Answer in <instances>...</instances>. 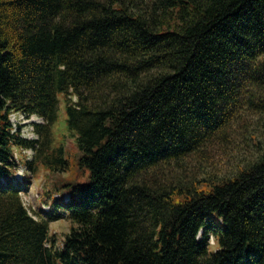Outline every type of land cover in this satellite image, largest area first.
<instances>
[{
  "label": "trees",
  "instance_id": "1",
  "mask_svg": "<svg viewBox=\"0 0 264 264\" xmlns=\"http://www.w3.org/2000/svg\"><path fill=\"white\" fill-rule=\"evenodd\" d=\"M62 100L84 180L34 215L31 173L70 168ZM261 126L264 0H0V264H264ZM234 136L254 149L231 173L191 174Z\"/></svg>",
  "mask_w": 264,
  "mask_h": 264
},
{
  "label": "rangeland",
  "instance_id": "2",
  "mask_svg": "<svg viewBox=\"0 0 264 264\" xmlns=\"http://www.w3.org/2000/svg\"><path fill=\"white\" fill-rule=\"evenodd\" d=\"M66 110L64 101L61 102L59 118L55 123L54 130V139L56 145L63 143L65 145V150L70 159V168L67 172H51L47 169H43L41 166L38 168L37 172L31 173V183L27 192L22 193L23 201L25 205L29 208L32 214L35 215V212L43 213L44 211L53 210V197L56 194H61L60 191H52L48 196L46 192L48 190H53V182L56 180H64L73 182L76 180L82 181L83 176L80 175L82 169L78 164L77 159L79 158L81 152L77 147L76 140L74 136L71 134V131L67 128L66 122ZM28 121L27 123H23L22 128L29 129L32 125L30 123L33 122H45L44 118L32 115L30 117H26L25 119ZM261 129H264V126H261ZM39 136V135H38ZM40 138V136H39ZM242 141V136L233 137L228 142L218 144L211 152L208 162L197 163V165H193L191 167L193 174L195 177H203L206 176L204 171H210L212 174H220L227 175L231 173L236 167V162L242 157L245 152L248 150H253V146H249L247 143ZM244 145V146H243ZM18 154H20V159L24 156H21V151L17 150ZM25 168V167H24ZM204 169V170H203ZM189 172V173H190ZM26 173V170L22 167L19 169L17 173L18 179H22L23 175ZM82 176V177H81ZM63 193V192H62ZM70 194L66 193L65 198H69ZM72 222L64 215L62 218L52 221L50 223V236L56 235L57 237V246H61L62 240L65 234L70 230ZM211 248L215 249L217 247L216 241L211 238ZM48 244V243H47Z\"/></svg>",
  "mask_w": 264,
  "mask_h": 264
},
{
  "label": "built area",
  "instance_id": "3",
  "mask_svg": "<svg viewBox=\"0 0 264 264\" xmlns=\"http://www.w3.org/2000/svg\"><path fill=\"white\" fill-rule=\"evenodd\" d=\"M10 119L13 125L12 131L18 132L20 129V125L23 123H27L26 121V115L23 112H12L10 114ZM21 135L29 138V139H37L38 135L35 132V129L33 126H31L29 129H20ZM22 153L27 155L28 157H31L34 153L33 149H22ZM19 154L16 152V157H18Z\"/></svg>",
  "mask_w": 264,
  "mask_h": 264
}]
</instances>
